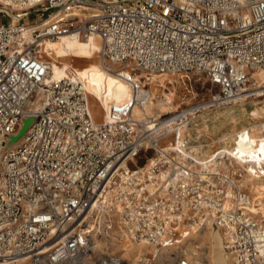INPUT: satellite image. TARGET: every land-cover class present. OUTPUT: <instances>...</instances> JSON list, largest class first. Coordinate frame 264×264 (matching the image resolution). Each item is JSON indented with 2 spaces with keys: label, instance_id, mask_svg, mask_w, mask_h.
<instances>
[{
  "label": "built area",
  "instance_id": "obj_1",
  "mask_svg": "<svg viewBox=\"0 0 264 264\" xmlns=\"http://www.w3.org/2000/svg\"><path fill=\"white\" fill-rule=\"evenodd\" d=\"M27 18L31 41L20 37ZM70 34L98 36L104 68L130 83L108 120L93 117L81 83L47 80L42 41ZM259 71L264 0H0V264H133L113 251L123 230L171 248L198 222L221 231L233 264H264L245 168L223 151L200 161L183 139L201 103L133 115L154 74L204 77L219 88L204 102L213 108L262 88ZM26 117L35 121L8 144ZM203 261L180 249L161 264Z\"/></svg>",
  "mask_w": 264,
  "mask_h": 264
},
{
  "label": "bare ground",
  "instance_id": "obj_2",
  "mask_svg": "<svg viewBox=\"0 0 264 264\" xmlns=\"http://www.w3.org/2000/svg\"><path fill=\"white\" fill-rule=\"evenodd\" d=\"M36 27L37 25L33 23L22 26L20 37L31 41L32 32ZM100 49L101 41L98 36L81 38L78 35L70 34L59 38H44L40 51L43 58L49 62L50 72L47 80L57 82L71 78L73 81L81 83L89 94L93 117L97 121L100 119L104 121L108 120L109 107L113 103H120L131 98L132 90L127 80L104 68L99 57ZM96 51L98 56H94ZM178 76H174L171 80L162 74L152 75L148 89L144 90V93L148 91V99L134 107L133 115L141 119L151 115L175 114L190 109H182L181 105L174 104L173 96L179 85L178 78L180 76ZM256 77L264 81V72H257ZM177 81L178 85H175L174 90L168 92L167 83ZM247 92L252 93L248 94ZM250 97L253 99L249 100ZM216 101L213 108H208L209 106L204 102L199 104L202 107L201 112L184 127L183 139L188 142L190 151L194 152L200 161L216 158V153L223 151L229 157L234 158L238 165L245 168L246 182L251 185L253 197L251 209L264 216V89H246L229 101ZM247 103H252L253 106L246 108ZM229 104L233 105L219 113L205 114ZM242 119L247 121V124H241L239 127ZM225 126L231 127L229 131H222L217 138L211 136V128L215 130V128L221 129ZM201 136L213 139L211 147L216 146L217 143L219 145L212 151L200 149L202 145L200 146L197 141ZM189 233L190 236L183 240L181 245L157 249L144 243L130 242L127 231L123 230L117 242V249H119L121 257L129 259L133 264L141 259H147L153 254L159 264L164 263L171 256L169 251L173 248L178 251L180 246L184 247V251L190 259L203 257L202 252L197 250L198 247H201L207 254L206 264H233L232 260L229 261L225 255L224 238L220 230H216L211 224L198 222L190 225ZM191 238L195 242H189ZM104 244L105 242L98 241L100 247H103ZM20 264L27 263L22 261Z\"/></svg>",
  "mask_w": 264,
  "mask_h": 264
},
{
  "label": "rangeland",
  "instance_id": "obj_3",
  "mask_svg": "<svg viewBox=\"0 0 264 264\" xmlns=\"http://www.w3.org/2000/svg\"><path fill=\"white\" fill-rule=\"evenodd\" d=\"M26 23H28L27 25H30L32 24L31 22L34 21L33 18H27L25 19ZM49 38V37H48ZM94 56H98V52L96 51L94 53ZM176 77V75H164V77H169L171 80L173 77ZM179 77V76H178ZM179 79V85H178V81L177 82H172V83H167V91L169 92L170 90H174L175 88V85L177 84V89L175 91V95L173 96L174 98V104L175 105H181V108L182 109H185V108H188L196 103H203V102H206L208 101L210 98H211V95L212 94H217L218 91H219V88L218 87H211V85L206 81V79L204 77H199V76H196V75H190V78H178ZM163 89V88H162ZM261 89H264V88H261ZM260 90V89H259ZM165 91V90H164ZM252 92H256V91H252ZM252 92H247L248 94L249 93H252ZM161 94V93H160ZM253 99V97H250L249 100ZM233 104H229V105H223L219 108H216L215 110H212V111H208L207 115H211V113L214 114L217 112H221L229 107H231ZM253 105L252 103H247L246 104V108H251ZM244 119V118H243ZM241 121V123H239V127L241 126V124H247V121L243 120ZM35 121V117H26L22 120V124L21 126L19 127L18 131L12 135H10L9 137V140H8V144H14L16 143L18 140H20L27 132V130L29 129V127L33 124V122ZM101 121V119H100ZM231 127L229 126H225L221 129H217L215 128V130L211 128V136L214 137V138H217L218 134L221 133L222 131H229ZM212 138H208V137H205V136H201L200 139L197 141V143L200 144V149H203V150H209V151H212L217 145H219L217 143L216 146L214 147H211V145H213V142H212ZM211 142V143H210ZM145 162V159L144 157H141L139 160H138V164L141 165ZM251 185L249 184V189L251 191ZM252 193V192H251ZM191 241H194V239H189V242ZM105 242V241H104ZM195 242V241H194ZM195 244V243H194ZM198 245V242L196 243ZM224 247V246H223ZM183 250L184 251V247H179L178 251L179 250ZM197 250L199 252H202L203 254V262L204 264L207 263V254L205 253V249H202L201 247H198ZM113 251H117V252H120L119 249H113ZM177 251V249L173 248L171 249L169 252L172 253V252H175ZM225 252V255L226 257L228 258L229 261H231L230 257L228 256V254ZM121 254V253H120Z\"/></svg>",
  "mask_w": 264,
  "mask_h": 264
},
{
  "label": "water",
  "instance_id": "obj_4",
  "mask_svg": "<svg viewBox=\"0 0 264 264\" xmlns=\"http://www.w3.org/2000/svg\"><path fill=\"white\" fill-rule=\"evenodd\" d=\"M216 230H218V229H216ZM223 246H224V243H223ZM224 250H225V247H224ZM226 251V250H225ZM226 253H227V251H226ZM228 254V253H227Z\"/></svg>",
  "mask_w": 264,
  "mask_h": 264
}]
</instances>
